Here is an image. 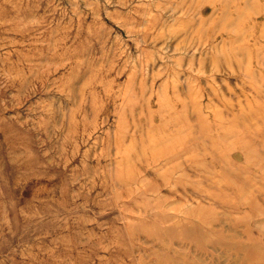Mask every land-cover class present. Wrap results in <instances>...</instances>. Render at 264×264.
<instances>
[{"label": "rangeland", "instance_id": "374dc122", "mask_svg": "<svg viewBox=\"0 0 264 264\" xmlns=\"http://www.w3.org/2000/svg\"><path fill=\"white\" fill-rule=\"evenodd\" d=\"M227 1L0 0V264H264V0Z\"/></svg>", "mask_w": 264, "mask_h": 264}, {"label": "bare ground", "instance_id": "6f19581e", "mask_svg": "<svg viewBox=\"0 0 264 264\" xmlns=\"http://www.w3.org/2000/svg\"><path fill=\"white\" fill-rule=\"evenodd\" d=\"M224 1V0H223ZM227 1V0H226ZM228 2V1H227ZM249 2H251V0H246V2L245 3H249ZM160 4H162V3H160ZM192 4V3H191ZM229 4H230V2H229ZM193 5V4H192ZM249 5V4H248ZM183 6V5H182ZM205 6H206V4H205ZM205 6L204 7H202V4H201V7H200V9H199V15H198V25H196V27L194 28L193 27V30L196 32V33H201V32H203L202 30H204L205 29V27H206V24H209L210 25V27H207L206 29H209L210 28V30H211V32H212V34H211V40L209 39L207 42H205V44L201 47L202 48V51L205 49V50H208V49H210V50H213L215 53H216V51H218L217 50V45H216V42H214L216 39H217V33H216V31L215 30H213L212 29V26L214 25L211 21V23H208V21L209 20H212V19H209L210 17H205V13H208V12H211V10L209 9V8H205ZM229 6V5H228ZM246 6V5H245ZM157 7V6H156ZM212 7V6H211ZM249 7V6H248ZM229 8V7H228ZM227 8V9H228ZM198 9V8H197ZM249 9V8H248ZM229 10V9H228ZM247 10V9H246ZM250 10V9H249ZM234 11H236V9H234ZM264 8H262L261 10H257V11H255V12H253V14H254V16H252L251 17V19L252 18H254V21L253 22H251L250 23V25H249V27H248V30H247V33L249 32V34L248 35H246V37L243 35V33H241L242 34V37H240V36H238L237 34L235 35V38H234V42L233 43H240V42H242V45H239L238 46V44H237V47L234 49V52H233V54H236L237 52V49L239 50V52H243L244 51V49H247L248 50V47L247 46H249V45H252V46H255V45H260V47L264 50ZM188 12V11H187ZM186 12V13H187ZM189 12H190V10H189ZM236 13V12H235ZM244 13V12H243ZM224 14V13H223ZM226 14V13H225ZM197 15V14H196ZM244 15H245V13H244ZM186 17V16H185ZM228 17V16H227ZM226 17V18H227ZM239 17H241V16H239ZM239 17H237L238 18V20H239ZM236 18V17H235ZM243 19V18H242ZM246 19V18H245ZM245 19H244V21H245ZM248 19V18H247ZM246 19V20H247ZM263 19V21L261 22V21H259V20H262ZM235 20V19H234ZM240 21H241V19H240ZM226 22V21H225ZM237 22V20H235V22L234 23H236ZM229 23V22H228ZM227 23V24H228ZM221 25V24H220ZM223 25V24H222ZM236 25V24H235ZM228 26H230V23H229V25ZM233 26V25H232ZM239 27V26H238ZM257 28H259L260 29V32H261V34H260V36L259 37H256L255 36V34L253 33V30L254 29H257ZM196 29V30H195ZM219 29V28H218ZM233 29V28H232ZM231 29V30H232ZM234 30V29H233ZM170 31V30H169ZM201 31V32H200ZM208 31V30H207ZM236 31V30H235ZM234 31V32H235ZM246 31V30H245ZM222 32V31H221ZM232 32V31H231ZM243 32V31H242ZM219 33V32H218ZM239 33V32H238ZM204 34V33H203ZM217 34V35H216ZM235 34V33H234ZM189 35V34H188ZM189 37V36H188ZM206 37V36H205ZM204 36L202 37V38H205ZM238 37H239V40H238ZM197 39H199L198 37H197ZM206 39V38H205ZM261 40H262V42H263V44H261ZM198 41V40H197ZM219 42V41H218ZM220 42H222V44H226V41L224 40V39H221V41ZM228 42V41H227ZM195 43V42H194ZM194 43H192V44H194ZM197 43V42H196ZM199 43V45H200V41L198 42ZM229 43V42H228ZM232 43V44H233ZM232 44L230 45V46H232ZM197 45V44H196ZM205 46H207V48H205ZM229 46V47H230ZM235 46V45H234ZM197 47V46H196ZM204 48V49H203ZM220 49V48H219ZM174 50L175 51H177L178 50V47L176 46L175 48H174ZM199 50V49H198ZM246 50V51H247ZM165 51H166V49H165ZM219 52H220V50H219ZM229 52V51H228ZM209 53V52H208ZM207 53V54H208ZM246 53H248V52H246ZM204 54V53H203ZM206 54V53H205ZM249 54V53H248ZM256 54V53H255ZM216 55V54H215ZM231 55V54H230ZM209 56V55H208ZM241 56H243L242 54H241ZM223 57V56H222ZM237 57H239V56H237ZM245 57H247V55H245ZM198 58V57H197ZM204 58V57H203ZM224 58V57H223ZM230 58V57H229ZM174 59V58H173ZM212 59V58H211ZM221 59V58H220ZM231 59V58H230ZM204 60H205V58H204ZM232 60H234V59H232ZM231 60V61H232ZM252 58L251 57H249V55H248V58H247V61H249V64H251L252 63ZM213 61V60H212ZM220 61V60H219ZM218 61V62H219ZM223 61V60H222ZM235 61V60H234ZM191 63H190V65H192L193 64V60H191L190 61ZM197 62V61H196ZM205 62V61H204ZM255 62H256V65H258V66H260V67H262L263 65H264V57H257L256 59H255ZM215 63H216V61H215ZM225 63H227V62H225ZM231 63L232 62H230V61H228V63H227V65H226V67H231V69H232V65H231ZM197 64V63H196ZM221 64V63H220ZM178 65V64H177ZM237 65H238V63H237ZM245 65V64H244ZM179 66V65H178ZM197 66V65H196ZM198 66L201 68L202 66H203V61H201V60H199L198 61ZM225 66V65H224ZM239 66V65H238ZM246 66V65H245ZM212 67V66H211ZM240 67V66H239ZM217 68H218V66H217ZM216 68V70L218 71V69ZM235 68V67H234ZM194 69H196L195 67H194ZM229 69V68H228ZM203 70V69H202ZM213 70H215V69H213ZM256 70V69H255ZM254 70V71H255ZM199 71V70H198ZM204 71V70H203ZM229 72H235V71H230V70H228ZM240 71V70H239ZM244 71V70H243ZM202 72V71H201ZM245 72V71H244ZM256 72V71H255ZM181 73V72H180ZM209 73V72H208ZM218 73V72H217ZM241 73V72H240ZM243 73V72H242ZM179 74V73H178ZM233 74V73H232ZM238 74V73H237ZM245 74V73H244ZM240 75V74H239ZM247 75H249V74H247ZM256 75V74H255ZM255 75H253V76H249L251 79H256V77H255ZM243 76V75H242ZM261 76V73L259 72L258 73V77H260ZM248 77V76H247ZM217 77H210L209 79H208V83H207V85H210V84H212L213 82H214V80L216 79ZM251 79H250V81H251ZM167 80V79H166ZM175 80V79H174ZM173 80V81H174ZM199 80V77H196V80L195 81H198ZM165 81V80H164ZM194 81V82H195ZM242 81V80H241ZM178 85V84H177ZM225 85V84H224ZM190 86V85H189ZM188 86V87H189ZM176 87V86H175ZM193 87H195V86H193ZM192 87V88H193ZM169 88V87H168ZM178 88V87H177ZM198 88H199V86H198ZM176 89V88H175ZM194 89V88H193ZM197 89V88H196ZM210 89V88H209ZM214 89V88H213ZM167 90V89H166ZM179 89H177V91H178ZM192 90V89H191ZM168 91V90H167ZM249 91V90H248ZM192 92H193V90H192ZM194 92H195V90H194ZM198 92V91H197ZM174 93V92H173ZM214 93V92H213ZM212 93V94H213ZM261 93H262V90H260L259 88H254L253 89V91H252V93L251 94H249V95H245V101H247V103L245 104V109H247L248 108V112H246V115L244 114L243 115V117H244V122L246 121V122H251V119L250 118H248L249 116H250V112L254 115V116H257V111L255 110V109H253V103H257L258 101H257V99L260 97V95H261ZM177 94V93H176ZM185 94V93H184ZM196 93H194V95H195ZM199 94V93H198ZM209 94V93H208ZM208 94H207V96L204 98V101L202 100V106H204V108L207 110V112L210 110V108H213L212 106H211V102L213 101V100H217L216 98H218V100H220V101H223L222 99H219V97H215L216 96V93H214L213 94V97L212 98H210V96H208ZM173 95V94H172ZM181 95V94H180ZM186 95V94H185ZM184 95V96H185ZM203 95H204V92H203ZM191 96V95H190ZM201 96H202V93H201ZM200 96V97H201ZM212 96V95H211ZM168 97H171V96H168ZM180 97V96H179ZM194 97V96H193ZM202 97H204V96H202ZM165 98L167 99V97H166V95H165ZM186 98V97H185ZM184 98V99H185ZM187 98H188V96H187ZM192 98V97H191ZM221 98V97H220ZM174 99V98H173ZM183 99V98H182ZM184 99H183V101H184ZM195 99V98H194ZM197 99V98H196ZM244 99V98H243ZM170 100V99H169ZM199 100V99H198ZM201 100V99H200ZM171 101V100H170ZM189 101V100H188ZM196 101V100H195ZM194 100H193V102H195ZM237 102V101H236ZM189 103V102H188ZM166 104H167V102H166ZM169 104V103H168ZM240 104V103H239ZM242 104V103H241ZM169 106H171V105H169ZM189 106V105H188ZM174 107V106H173ZM173 107H171V108H173ZM196 107V106H195ZM244 107V106H243ZM170 108V109H171ZM197 108V107H196ZM195 108V109H196ZM200 108V107H199ZM175 109V108H174ZM191 109H192V107H191ZM200 110H201V108H200ZM224 110H225V112H227L228 111V108H224ZM175 111V110H174ZM191 111V110H190ZM189 111V112H190ZM204 111V110H203ZM212 111V110H211ZM172 112V111H171ZM194 113H196V117H197V119L200 121V123H201V128H200V131H198L200 134L199 135H197V136H194L193 138H192V141H193V143L196 145V144H198L199 146H200V148L201 149H203L204 151H206V149L209 147V143L211 142V144L213 145V147L215 148V149H220V144H221V142H224L225 140H226V138L227 137H231L230 135H231V131H228L227 129H226V131H225V128H223L222 127V125H223V121H225V120H223V118H221V117H218V118H216V117H214V121L215 122H218L217 124H214V125H216L217 126V128H215V129H213L212 128V125H209L208 123H209V121H206L207 120V118L206 117H202L201 116V114H200V112H199V110H194L193 111ZM204 114V113H203ZM202 114V115H203ZM208 114V113H207ZM217 114H218V112H217ZM232 114V116H235L234 115V113H231ZM219 116V115H218ZM208 117V116H207ZM222 123V124H221ZM230 125V124H229ZM262 125V128L260 129V128H254L252 131H250L247 135H246V140H255V141H258V136L260 135V134H262L264 131V123H262L261 124ZM212 128V129H211ZM223 128V129H222ZM192 133H195V132H193L192 131ZM165 134H166V132H165ZM169 134V133H168ZM211 134H213V135H215V137H211L210 135ZM170 137V136H169ZM150 140V139H149ZM153 141H155V140H153ZM240 144H248L246 141H242V140H239L238 141ZM150 143V142H149ZM148 143V144H149ZM153 143V142H152ZM155 144V143H154ZM237 145V143H235V144H231V145H229V146H227V147H223V149H224V151H234L235 152V150H230V148L232 147V146H236ZM155 146V145H154ZM159 148V147H158ZM156 149V148H155ZM211 151H213V150H211ZM236 152H238V151H236ZM156 154H157V152H156ZM247 154V153H246ZM246 154H245V156H246ZM189 155V154H188ZM239 155V154H238ZM152 156H153V154H152ZM162 156V155H161ZM233 156V155H232ZM159 158V157H158ZM243 158H244V156H243ZM169 159V158H168ZM176 161V160H175ZM172 162V161H171ZM170 162V163H171ZM169 163V164H170ZM183 168V167H182ZM181 168V169H182ZM211 175V174H210ZM215 175V174H214ZM175 182V181H174ZM208 191V190H207ZM205 193V192H204ZM185 196V195H184ZM189 201V200H188Z\"/></svg>", "mask_w": 264, "mask_h": 264}]
</instances>
